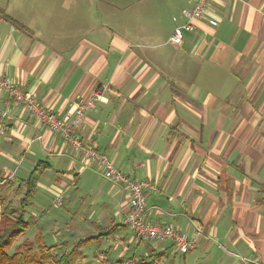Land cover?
<instances>
[{"label": "crops", "instance_id": "crops-1", "mask_svg": "<svg viewBox=\"0 0 264 264\" xmlns=\"http://www.w3.org/2000/svg\"><path fill=\"white\" fill-rule=\"evenodd\" d=\"M190 8L189 0H0V78L58 117L72 113L74 96L100 91L82 140L130 179L149 181L145 221L186 233L195 248L182 255L169 242L134 239L123 224L127 190L3 92L4 205L14 206L12 192L19 205L30 182L32 196L48 194L56 208L67 199L89 210L78 228L95 235L81 243H103L107 264H264V0H210L174 47L168 39Z\"/></svg>", "mask_w": 264, "mask_h": 264}, {"label": "built area", "instance_id": "built-area-1", "mask_svg": "<svg viewBox=\"0 0 264 264\" xmlns=\"http://www.w3.org/2000/svg\"><path fill=\"white\" fill-rule=\"evenodd\" d=\"M210 0H189L190 9L182 11L185 22L173 29L168 42L174 47H180L185 32H194L195 22L200 20L207 11ZM6 93L8 102L21 105L30 117L43 125L48 131L58 134L70 147L75 157L98 166L101 176L114 184L126 189L129 196L128 209L124 212L123 224L132 232L136 240H151L155 242H169L180 254L184 255L195 248L196 241L186 233L177 231L169 225L147 223L144 219L146 193L153 189L149 181H136L115 168L105 155L99 153L94 145L84 142L79 133V127L85 116L102 99V93L95 91L89 97L74 96L69 101L72 113L58 117L46 107L39 105L34 96L24 91L14 83H8L0 78V94ZM3 130L0 129V135ZM60 207L58 199L54 203ZM197 233H200L197 231ZM98 260L105 261L106 256L97 253ZM137 259L123 260L121 264H138Z\"/></svg>", "mask_w": 264, "mask_h": 264}, {"label": "rangeland", "instance_id": "rangeland-1", "mask_svg": "<svg viewBox=\"0 0 264 264\" xmlns=\"http://www.w3.org/2000/svg\"><path fill=\"white\" fill-rule=\"evenodd\" d=\"M19 193V192H18ZM18 193L12 192L8 194L9 198L15 203L14 206L18 207ZM45 196L38 195L31 196L30 200L23 207V217L25 221L31 220L34 217L38 218L37 223H31L29 228L22 234L14 243L9 253H12L15 247H18L22 242L33 243V249H36V243L34 240L38 234V228L44 226H50V229L46 231L41 230L43 239L47 246L58 245V248L53 252L56 255L67 253L69 264H107L109 262H103L97 259L96 254L102 253L101 251L107 252L103 243L88 240L85 243H81V240L86 237L94 236V232H89L82 235L79 232L78 225H83L79 219L86 220L88 218L89 210L84 211L82 207L77 205L76 208H71V204L67 199L63 201L61 208H56L52 205L51 199L48 194ZM49 197V198H48ZM67 198V197H66ZM4 206V203H1ZM45 209L46 214H40L36 208ZM41 211V210H40ZM1 225L0 227H2ZM84 226V225H83ZM65 227H68L66 230ZM41 235V236H42ZM27 246L30 244H26ZM34 245V246H33ZM60 245V246H59ZM140 252V251H139ZM140 256V254H137ZM112 257H115L112 255ZM132 258V257H130ZM171 258L169 260L151 261L150 264H172ZM176 263L182 264L181 257H176ZM113 261V260H110ZM113 264V263H112ZM118 264V263H117Z\"/></svg>", "mask_w": 264, "mask_h": 264}, {"label": "trees", "instance_id": "trees-1", "mask_svg": "<svg viewBox=\"0 0 264 264\" xmlns=\"http://www.w3.org/2000/svg\"><path fill=\"white\" fill-rule=\"evenodd\" d=\"M33 195V187L28 184V189L20 199L19 205L15 208L11 203L3 207L0 200V264H69L67 253L56 255L53 252L58 248L57 245L47 246L41 236L35 238L36 249H33V243L22 242L21 245L12 248L16 240L24 234L32 223L31 220L25 221L23 217V207L28 199ZM30 244V245H26ZM34 246V245H33Z\"/></svg>", "mask_w": 264, "mask_h": 264}]
</instances>
